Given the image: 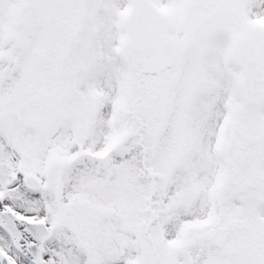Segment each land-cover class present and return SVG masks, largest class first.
Here are the masks:
<instances>
[{"label":"snow or ice","instance_id":"6c2138e0","mask_svg":"<svg viewBox=\"0 0 264 264\" xmlns=\"http://www.w3.org/2000/svg\"><path fill=\"white\" fill-rule=\"evenodd\" d=\"M0 264H264V0H0Z\"/></svg>","mask_w":264,"mask_h":264}]
</instances>
